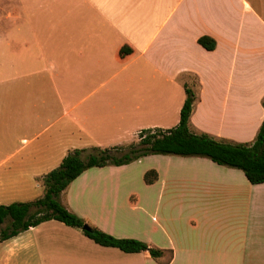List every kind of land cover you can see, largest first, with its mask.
<instances>
[{"label":"crops","instance_id":"obj_1","mask_svg":"<svg viewBox=\"0 0 264 264\" xmlns=\"http://www.w3.org/2000/svg\"><path fill=\"white\" fill-rule=\"evenodd\" d=\"M10 18L22 26L17 34L0 28L1 45L23 56L25 70L34 68L19 79L40 84L42 101L49 86L52 104L33 113L29 128L40 130L0 158V205L42 197L41 178L73 150L125 146L140 131L176 127L185 86L197 95L193 132L237 143L258 132L264 0H24ZM201 37L215 48L201 47ZM47 113L52 121L43 128ZM157 156L166 164L143 189L152 212L146 230L144 198L133 184L150 156L86 170L59 202L86 225L162 250L161 257L103 247L49 220L0 239V264H264V183L207 158Z\"/></svg>","mask_w":264,"mask_h":264},{"label":"trees","instance_id":"obj_2","mask_svg":"<svg viewBox=\"0 0 264 264\" xmlns=\"http://www.w3.org/2000/svg\"><path fill=\"white\" fill-rule=\"evenodd\" d=\"M197 42L208 51L215 48V42L210 38L201 37ZM129 52L128 48L120 50L121 55ZM196 99L195 91L185 86V100L180 110L179 122L172 129L157 130L154 133L143 131L145 135L138 136L137 142L123 147L105 149L92 147L88 151L85 149L69 152L57 168L41 178L44 187L42 197L27 203L0 205V239H9L49 220L82 229L85 225L83 220L59 202L60 194L68 185L88 169L127 165L150 155L207 158L219 166L240 170L252 185L263 184L264 117L254 140L247 143L195 133L190 129L189 119ZM262 106L264 108V98ZM84 153L86 154L83 158ZM157 179L155 170L144 173L143 181L146 185L153 184ZM5 220H9V224L3 229L1 226ZM89 227L91 231L82 230L83 234L100 246L116 248L124 253L147 252L153 259L161 257L164 253L143 242L117 239L93 226Z\"/></svg>","mask_w":264,"mask_h":264},{"label":"rangeland","instance_id":"obj_3","mask_svg":"<svg viewBox=\"0 0 264 264\" xmlns=\"http://www.w3.org/2000/svg\"><path fill=\"white\" fill-rule=\"evenodd\" d=\"M19 1L22 4L24 3V0H0V16L5 15L9 18L7 21L0 19V28L10 29L12 30L11 33L14 34H17L16 29L22 26L21 19L12 20L10 18L19 8ZM2 42L0 41V140L6 139L7 143L0 145V158L19 149L20 145L17 142L19 139H30L33 133L32 131L40 130V128H37L41 127L39 124L29 128L32 123L31 118L34 116L33 113L36 109L38 110L40 108L50 109L52 104V93L49 86H44V101H42L35 97V91L39 88L40 84L34 82L30 84L26 83L25 80L19 79L20 74L25 73V71L30 74L31 71H34V68L27 67V70H25L22 63H20V58L22 61L23 56H19L15 51H9L7 47L1 45ZM48 56L50 59V54ZM24 59L28 61L26 58ZM60 107H62V101ZM51 121L52 114L47 113L43 115L41 121L43 128L49 126ZM50 128L43 131V135L39 137V140H42V138L46 139L49 136L51 132ZM137 138L136 136L132 142H137ZM88 149L86 150L88 151ZM85 154L82 155L83 158ZM164 158L157 155H150L149 158L142 160L138 167L140 169L148 168L147 171L155 170V167L166 164ZM143 176L138 174L136 183L133 186L142 196V199L144 198V202L141 205L145 210V215L140 214L139 220H141L143 225H146L144 226L146 230L148 228V222L151 221L152 212L148 210L147 195L143 192L145 186ZM5 226L7 225H2L1 228H5Z\"/></svg>","mask_w":264,"mask_h":264},{"label":"water","instance_id":"obj_4","mask_svg":"<svg viewBox=\"0 0 264 264\" xmlns=\"http://www.w3.org/2000/svg\"><path fill=\"white\" fill-rule=\"evenodd\" d=\"M82 230L90 232L91 228L88 225L85 224V225L82 226Z\"/></svg>","mask_w":264,"mask_h":264},{"label":"built area","instance_id":"obj_5","mask_svg":"<svg viewBox=\"0 0 264 264\" xmlns=\"http://www.w3.org/2000/svg\"><path fill=\"white\" fill-rule=\"evenodd\" d=\"M150 133H154V131H150ZM140 135L144 136L145 134H143V131H140V132H138L137 137L140 136Z\"/></svg>","mask_w":264,"mask_h":264}]
</instances>
